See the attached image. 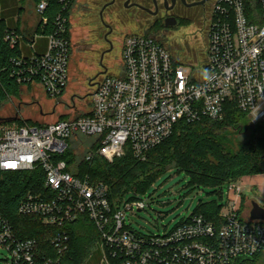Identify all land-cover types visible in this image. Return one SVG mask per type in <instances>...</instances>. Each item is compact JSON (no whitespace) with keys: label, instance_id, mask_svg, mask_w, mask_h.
<instances>
[{"label":"built area","instance_id":"2783aa9c","mask_svg":"<svg viewBox=\"0 0 264 264\" xmlns=\"http://www.w3.org/2000/svg\"><path fill=\"white\" fill-rule=\"evenodd\" d=\"M58 1L63 9L49 35L36 33L28 41L14 29L5 35L10 49L24 52L13 61L11 76L22 88L39 85L52 98L68 87L72 55L71 15L66 16L71 0ZM256 1L259 15L252 19L245 0H213L201 63L179 61L153 36L129 34L118 75L103 73L87 116L0 126V191L10 175L32 174L33 189L22 197L18 215L60 228L51 240L59 257L37 261V241L21 237L0 215V247L9 252V264H60L71 243L66 226L82 217L98 230L95 250L103 252L106 264H255L264 250V221L243 217L237 203L242 192L235 184L229 191L236 197L223 208L221 225L196 214L169 233L144 235L131 229L128 217L144 211L145 201L112 204L107 185L75 176L62 157L75 141L82 147L85 138L90 148L96 146L87 161L99 156L113 163L128 154L144 161L179 123L222 120L227 103L246 113L251 126L263 122L264 0ZM48 5H37L43 27L49 23ZM39 39L47 43L43 52L37 49ZM244 258L252 260L239 263Z\"/></svg>","mask_w":264,"mask_h":264},{"label":"trees","instance_id":"16d2710c","mask_svg":"<svg viewBox=\"0 0 264 264\" xmlns=\"http://www.w3.org/2000/svg\"><path fill=\"white\" fill-rule=\"evenodd\" d=\"M25 1L0 0V102L8 94L18 95L23 87L11 74L12 69L16 67L13 61L22 58L24 52L20 47L10 49L5 42V35L12 29L22 33L18 18L25 11ZM31 1L36 5L42 1L49 4L44 14L49 19L48 25L43 27L40 22L36 30L39 35L47 36L56 24L57 16L63 7L58 0ZM245 1L250 18L259 15L257 1ZM75 3L76 0H71L66 16L71 15ZM46 47V40L41 39L37 49L43 52ZM27 86L32 87V84ZM64 93L65 91L61 95ZM244 120H247V114L232 103H227L222 120L203 119L194 123H179L172 136L150 151L144 161L131 154L118 158L113 163L99 156L87 161L86 157L79 158L80 156L72 150L73 147L62 159L67 162L69 171L75 176L89 177L94 183L102 182L107 185L112 204L127 199L130 194H146L160 177L170 171L185 172L194 185L221 188L235 184L245 177L264 174V125H250L252 133L245 141H240L234 134L245 135L241 127ZM18 121L19 125H25V122L19 119ZM86 140L80 138L82 143ZM87 141L91 143L90 139ZM77 142L75 141V144ZM95 148L96 146H93L89 152ZM31 177L32 174L17 173L6 178L0 191V215L15 224L21 237L37 241V261H42L44 257H59L51 245V240L60 232V228L44 225L40 218L23 217L17 213L22 197L33 189ZM261 205L264 207V199ZM223 208L224 206L217 202L200 204L192 215H204L211 222L221 225ZM66 230L71 236V243L60 264H88L96 252L98 230L86 217L67 225ZM263 252L264 250L256 256L255 264L260 261Z\"/></svg>","mask_w":264,"mask_h":264},{"label":"rangeland","instance_id":"374dc122","mask_svg":"<svg viewBox=\"0 0 264 264\" xmlns=\"http://www.w3.org/2000/svg\"><path fill=\"white\" fill-rule=\"evenodd\" d=\"M100 1L103 0H76L71 11L72 55L70 82L65 93L52 98L36 85L22 88L18 95L8 94L0 102V120H14L0 122L1 128L8 129L19 124L18 119L25 122L26 126H37L38 123H53L88 115L92 109V95L96 90V83L103 78L104 73L99 66V56L104 46L96 39L101 30L97 21ZM23 6L25 11L18 18L21 32L26 36L35 37L41 20L37 5L31 0H26ZM116 10L113 9L114 12ZM126 22V29L130 34H146L147 28L140 27L136 19H128ZM170 28H159L155 33L157 36L153 37L162 41L179 61L189 65L201 63L205 49L204 38L200 35L201 29L189 21L184 22L181 28ZM120 54V45L117 43L115 55L108 64V75H118ZM242 124L245 135H234L238 140L245 141L252 133L250 120H244ZM260 125H264V121L258 124ZM83 143L82 147L78 142L72 145V150L82 159L93 149L90 148L92 143L87 140ZM235 185L242 192L237 201L239 209L243 217L248 219L252 201L261 204L264 199V174L245 177ZM229 188L230 185L221 188L197 186L192 184L190 176L185 172L170 171L160 177L146 194L127 196V200H142L147 206L142 212L130 214L128 225L133 231L144 235H164L190 218L200 204L217 202L225 207L228 200L233 201L236 197V192H230ZM257 192L261 198L257 196ZM95 251L88 264H106L103 252ZM9 259V252L0 247V264H9ZM256 264H264V252Z\"/></svg>","mask_w":264,"mask_h":264},{"label":"flooded vegetation","instance_id":"af4514ba","mask_svg":"<svg viewBox=\"0 0 264 264\" xmlns=\"http://www.w3.org/2000/svg\"><path fill=\"white\" fill-rule=\"evenodd\" d=\"M99 4L97 21L101 30L96 39L104 46L99 56L102 72L110 71L108 64L115 55L117 43L120 45L121 63L122 44L130 34L126 29L128 19H136L140 27H146L145 35L149 36H157L155 33L159 28H181L184 22L189 21L201 29L204 44L207 41V21L213 0H103ZM113 9L117 10L114 12Z\"/></svg>","mask_w":264,"mask_h":264},{"label":"water","instance_id":"95a60500","mask_svg":"<svg viewBox=\"0 0 264 264\" xmlns=\"http://www.w3.org/2000/svg\"><path fill=\"white\" fill-rule=\"evenodd\" d=\"M13 120L14 119L0 120V122L13 121ZM257 196L259 198H261V195L258 194V192H257ZM249 216H250V220H252V221H258V220L264 221V207L259 202L253 200L252 204H251V210H250ZM245 260H252V259L244 258L239 263H241Z\"/></svg>","mask_w":264,"mask_h":264},{"label":"crops","instance_id":"0c3cea01","mask_svg":"<svg viewBox=\"0 0 264 264\" xmlns=\"http://www.w3.org/2000/svg\"><path fill=\"white\" fill-rule=\"evenodd\" d=\"M20 31H22V30L20 29ZM22 34L25 36V40H26V41H28V39L31 38V37H29V36H26L25 33H23V32H22ZM30 35H31V34H30ZM38 43L40 44V39H39ZM40 51H41V50H40Z\"/></svg>","mask_w":264,"mask_h":264}]
</instances>
